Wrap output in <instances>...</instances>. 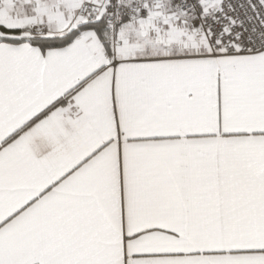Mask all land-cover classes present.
<instances>
[{"label":"snow or ice","instance_id":"snow-or-ice-1","mask_svg":"<svg viewBox=\"0 0 264 264\" xmlns=\"http://www.w3.org/2000/svg\"><path fill=\"white\" fill-rule=\"evenodd\" d=\"M0 264H264V0H0Z\"/></svg>","mask_w":264,"mask_h":264}]
</instances>
